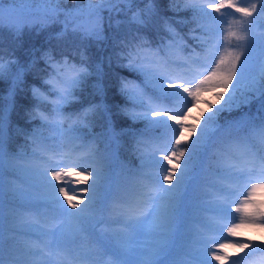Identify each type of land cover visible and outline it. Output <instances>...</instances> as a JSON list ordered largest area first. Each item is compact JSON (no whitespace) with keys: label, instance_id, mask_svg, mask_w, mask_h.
<instances>
[{"label":"snow or ice","instance_id":"snow-or-ice-1","mask_svg":"<svg viewBox=\"0 0 264 264\" xmlns=\"http://www.w3.org/2000/svg\"><path fill=\"white\" fill-rule=\"evenodd\" d=\"M33 2L0 0V31L7 28L19 36L25 27H33L20 19L24 5ZM100 2L112 5L108 12H119L116 5L131 10L135 0ZM146 2L147 8L131 16L133 23L143 25L154 13V0ZM186 7L195 14L193 31L200 32L202 54L171 62L179 63L184 73L173 75L169 61L155 59L160 50L149 56L143 44L133 45L126 56V67L144 77V87L122 82L130 107L121 112L146 125L117 133L109 123L106 134L113 143L126 135L134 139L143 163L130 173L131 179L106 183L100 167L105 154L91 147L82 151L85 145L76 143L84 139L79 133L87 125L79 116H65L64 105L74 98L87 69L67 56L57 61L44 54L53 70L44 83L57 99L49 101L53 108L48 115L37 116L41 127L54 129L57 136L33 129L27 134L30 150L8 152L0 108V195L7 157L15 176L9 181L10 193L28 201L22 205L25 212L9 216L7 235L0 206V264H240L253 252H264V240L249 239L240 231L264 228V200L256 199L264 189V0H186ZM48 11L55 15L60 10ZM103 11L93 7L89 14L100 17ZM73 31L101 38L102 27L97 22L76 25ZM168 31L167 47L183 39L170 26ZM23 74L22 66L5 62L0 54V79L8 75L18 86ZM210 89L221 90L215 91L214 102L203 101L207 109L192 117L191 107H198L201 94ZM33 96L47 100L38 88ZM253 102L259 104L255 114L242 111L220 123L221 113L250 108ZM97 111L99 106H92L83 119ZM144 136L151 137L150 144ZM189 206L198 212L194 226L185 224ZM225 231L237 239L224 238ZM221 238L224 243L218 242ZM230 247L239 251L229 253Z\"/></svg>","mask_w":264,"mask_h":264},{"label":"trees","instance_id":"trees-1","mask_svg":"<svg viewBox=\"0 0 264 264\" xmlns=\"http://www.w3.org/2000/svg\"><path fill=\"white\" fill-rule=\"evenodd\" d=\"M83 1H87L89 4L84 5ZM91 3L94 4L93 7H98L96 4L101 2L100 0H58V3L48 4L44 0H34L30 5H24L25 11L20 16L22 22L34 25L33 27H25L19 36L14 35L7 28L0 31V54L3 55L5 62L12 60L24 68L22 83L18 86L13 85L12 78L8 75L0 79V108L4 110L6 117L4 126L6 150L13 153L24 151L26 148L30 150V137L27 134L33 129H39L47 136H57L54 129L41 127V121L37 116V113L48 115L53 108L49 101L57 99L52 94L50 86L44 83L50 78L53 71L51 66L46 63L44 54H50L57 61L67 56L77 66L86 68L87 74L83 82L74 90V98L64 105V115L72 116L74 119L79 116L81 123L87 125L79 133L84 139L76 141V143L85 145L82 151L86 152L91 147L105 154L100 161V167L103 169L105 182L113 183L131 179L130 173L139 169L143 161L131 136H122L118 142L113 143L106 134V126L110 123L111 127L120 133L121 130H142L146 125L145 121L133 123L121 112V109L130 107L125 94L121 91L122 82L131 81L132 84L144 87V77L119 61L120 56L117 51L120 43L129 44L138 31L143 35L142 37L150 39L153 52L163 51L164 60L169 61L168 68L170 70L175 65H177L176 70L181 68L179 63L173 64L172 61L181 62L198 53L202 54V49L198 39L185 40L190 30L196 28V24L193 22L195 19L193 10L187 7L181 8L182 5L186 6V0H176V3H173L172 0H154L155 11L146 18V23L143 25L127 22L120 16L130 13L138 5H147L146 0H135L131 10L125 4H118L116 7L121 9L119 12H108L106 9L112 5L104 4L101 7L105 11L100 16L104 20L105 31L101 33V38H89L81 31H73V27L76 25L85 27L90 25V19L93 18L90 16H94V14H89L92 8ZM83 6L85 7L84 12L81 11ZM50 8H57L60 11L54 15L48 11ZM88 18L89 21H87ZM78 19H84L85 23L79 24ZM41 24L44 26L41 27ZM169 26L179 34V37L183 38L173 47H167L171 40ZM61 33H63L62 36ZM194 33L197 34L199 31H194ZM155 58L160 59L159 56ZM81 59L84 61L83 64H81ZM15 67L16 65L13 66V71H15ZM33 88L40 89L47 100H37L33 96ZM148 88L150 89L151 85ZM220 90L210 89L201 94L202 103L198 107H191V116L198 115L201 109H207L208 105L203 101L214 102L215 91ZM221 103L223 102L221 101ZM94 105L99 106V111L84 120V114ZM258 107V102H253L250 108L223 112L219 116V121L221 124L231 121L240 116L242 111H250L255 114ZM136 110L143 111V109ZM188 122L195 123V120L190 118ZM142 139L148 144L151 143L150 136H144ZM26 141H28L27 144ZM150 150L149 147L145 148V151ZM13 171L8 167L6 157L4 189L3 194L0 195L5 235L8 234L7 229L12 226L9 216L14 212H25L26 208L22 205L28 203L25 198L10 193L9 181L15 180V176L10 174ZM16 183L19 184L20 181L17 180ZM30 191L34 195H40L35 189H30ZM262 197L264 194L260 195L258 199ZM197 218V209L194 206H189L185 210V224L194 226ZM242 234L252 240H264V236L262 238H260L261 236H249L247 231ZM227 251L233 253L239 249L230 247ZM261 259H264V252L256 251L241 259L240 264H260Z\"/></svg>","mask_w":264,"mask_h":264},{"label":"rangeland","instance_id":"rangeland-1","mask_svg":"<svg viewBox=\"0 0 264 264\" xmlns=\"http://www.w3.org/2000/svg\"><path fill=\"white\" fill-rule=\"evenodd\" d=\"M92 1H93V0H92ZM95 2H96V1H95ZM93 3H94V2H93ZM93 3H91V7H92V8H93V6H94ZM83 4H84V5H88L89 3H88L87 1H86V2L83 1ZM96 5H97L98 7L103 6V5H101V3H100V4H96ZM180 6H181V5H180ZM147 7H148V4H147V5H138V7H136L134 10H132L130 13H128V14H124V15H122V16H120V17H121V18H124L125 20H127V22H132V21H131V16L133 15V13L136 12V11H138L139 9H145V8H147ZM181 8H186V6L182 5ZM84 9H85V7L83 6V7L81 8V11L84 12ZM188 9H190V8H188ZM191 10H192V9H191ZM81 11H80V12H81ZM193 14H194V12H193ZM94 16H95V15H94ZM94 16H90V18H91V17L94 18ZM194 17H195V15H194ZM93 18L90 19V25H89V26L87 25V27H90V26H91V21H92V25L98 22V23L101 25V27H102V33H103V31H105V24H104V26H103V21H104L103 18H102L101 16H100V17L95 16V18H94V19H93ZM87 21H89V18H88ZM78 23H79V24L85 23V20H84V19H78ZM66 25H67V24H66ZM61 30H63V29H61ZM142 36H143V35L140 34V33L137 31V34L134 35V36L132 37L130 44H122V43H120V45H119V47H118V51H117V54L120 56V57H119V59H120L119 61L123 62V64H126V65L128 64V60L126 59V56H127L129 50L131 49V47H132L133 45H136V46H139V45H141V44L145 45L143 51H144L146 54H149V56H150V54L153 52V45L149 42L150 39H149L148 37H142ZM199 36H200V32L196 34V33H194L193 29H191L190 32L188 33L187 38H190V39H192V40H196L197 37H199ZM126 38H128V36H126ZM131 45H132V46H131ZM124 50H127V51H124ZM158 56H159L160 58H163V59H164V53H163V51L160 50ZM150 58H151V57H150ZM155 59H156V58H155ZM138 74H140V73H138ZM134 85H137V84H132V85H130V86H134ZM205 92H206V91H205ZM205 92H203L202 94H204ZM259 191H260V192H259ZM258 192H259V193H258ZM263 194H264V189L258 190L257 193H256V195H258L256 199H258L259 196H260V195H263ZM258 200H264V197H262L261 199H258ZM262 230H263V231H262ZM240 231H241V230H240ZM245 231H247V233L249 234V236H253V237H255V236L260 237V236H261L260 238H262V236H264V228H261V227H259V226L245 227V229L243 228V230H242L241 232L244 233ZM223 237L232 240V237H228V236H227L226 231L223 233ZM224 238L219 239L218 242H219V243H224V242H225V239H224Z\"/></svg>","mask_w":264,"mask_h":264}]
</instances>
